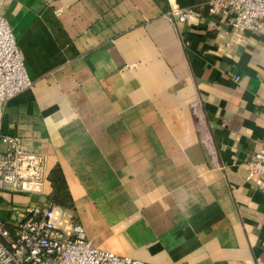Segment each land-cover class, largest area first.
<instances>
[{
	"label": "crops",
	"instance_id": "0c3cea01",
	"mask_svg": "<svg viewBox=\"0 0 264 264\" xmlns=\"http://www.w3.org/2000/svg\"><path fill=\"white\" fill-rule=\"evenodd\" d=\"M203 1L0 0L32 82L4 103L2 132L47 176L42 195L1 187L2 220L51 204L59 166L65 221L98 249L264 264V188L246 178L264 142V31L235 41L223 18L165 16Z\"/></svg>",
	"mask_w": 264,
	"mask_h": 264
},
{
	"label": "built area",
	"instance_id": "2783aa9c",
	"mask_svg": "<svg viewBox=\"0 0 264 264\" xmlns=\"http://www.w3.org/2000/svg\"><path fill=\"white\" fill-rule=\"evenodd\" d=\"M205 15L223 18L235 41L246 31H264V0H205L172 7L170 22L200 23ZM229 33V32H228ZM233 40L227 41L229 49ZM32 85L7 20L0 15V188L17 194H44L47 176L41 153L26 150L15 135L2 132L4 103ZM246 178L264 188V142L248 163ZM0 264H144L91 245L83 226L66 222L55 204L26 207L19 221L0 218Z\"/></svg>",
	"mask_w": 264,
	"mask_h": 264
},
{
	"label": "trees",
	"instance_id": "16d2710c",
	"mask_svg": "<svg viewBox=\"0 0 264 264\" xmlns=\"http://www.w3.org/2000/svg\"><path fill=\"white\" fill-rule=\"evenodd\" d=\"M48 179L52 187V191L49 194V201L51 202V204L53 203L67 208L72 207V198L70 197L59 166H55L51 170L50 174L48 175Z\"/></svg>",
	"mask_w": 264,
	"mask_h": 264
}]
</instances>
